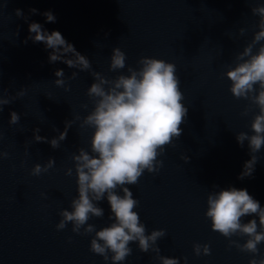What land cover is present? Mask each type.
Masks as SVG:
<instances>
[{
	"label": "water",
	"instance_id": "water-1",
	"mask_svg": "<svg viewBox=\"0 0 264 264\" xmlns=\"http://www.w3.org/2000/svg\"><path fill=\"white\" fill-rule=\"evenodd\" d=\"M258 5L264 6V0H0V89L7 90L6 98L15 97L0 112V151L8 154L0 159V264H111L90 251L94 233H73L71 223L63 230L55 227L60 210L71 211L77 196L71 156L79 148L90 151L92 129H81L74 117L91 111L86 91L94 80L89 71L49 63L51 49L43 43H24L32 22L49 33L60 32L89 59L91 71L109 79L127 75V67L137 68L141 57L176 65L188 108L183 132L158 157L163 166L157 173L145 171L136 185H126L139 201L134 210L146 234L165 230L157 241L161 256L177 258L179 264H248L252 254L229 247L204 212L207 195L219 190L213 185L246 189L264 207V146L256 153L253 174L241 180L249 148L247 141L241 147L235 139L240 132L252 134L250 123L258 110L253 105L242 116L249 102L232 96L231 82L223 75L258 31L259 17L251 13ZM33 8L36 14L29 12ZM45 11L53 13L54 23L46 22ZM114 47L126 55L125 69L115 72L109 71ZM57 69L64 71L67 91L53 83ZM74 71L77 76L70 79ZM21 90L24 94L17 97ZM12 111L20 115L15 125L8 122ZM66 120L74 122L59 148L33 141L34 128L51 139L64 130ZM49 158L55 160L52 168L31 175L34 164L43 166ZM68 168L71 176L65 175ZM99 206L104 216L88 221L96 230L111 223L107 200ZM249 219L258 222L255 216L242 218ZM232 239L243 243L246 237ZM194 243L208 244L211 254L195 256ZM129 246L132 254L122 264H159L155 253H141L135 242ZM258 249L256 259L264 255V242Z\"/></svg>",
	"mask_w": 264,
	"mask_h": 264
},
{
	"label": "clouds",
	"instance_id": "clouds-1",
	"mask_svg": "<svg viewBox=\"0 0 264 264\" xmlns=\"http://www.w3.org/2000/svg\"><path fill=\"white\" fill-rule=\"evenodd\" d=\"M119 3V0H116ZM15 15L27 21L20 9H15ZM37 9H29L36 14ZM251 13L259 17L252 40L235 56L232 65H227L223 75L231 82L229 91L236 99L249 102L241 113L247 116L251 106L258 110L250 123L251 135L240 132L235 139L241 147L248 142L250 159L242 168L238 179L250 177L259 160L256 153L264 146V6L251 8ZM46 22H55L51 11L42 13ZM30 35L23 41L27 43L41 42L47 49H51L48 61H60L69 68L89 71L94 82L87 88L86 95L93 107L83 118L79 115V127L92 129L89 145L90 151L77 149L71 156L77 184V196L70 202L71 211L62 209L61 219L55 225L63 230L71 223V231L78 235L93 234L90 240V251L103 258L111 260V264H122L132 254L130 243L135 242L141 253L153 252L159 264H179L177 258L161 256L157 241L165 237L164 229L152 230L146 234V227L141 222L139 214L134 210L139 201L133 198V193L126 185H136L140 177L147 171L157 173L163 166L158 159L166 146H174L173 141L183 132L181 125L185 123L188 108L182 103L183 93L180 90V79L176 75V65L162 59L141 57L138 67H127V75L118 74L115 78H106L102 73L91 71L89 59L80 54L75 47L67 42L58 31L48 32L36 22L29 23ZM240 34L245 30L241 28ZM34 34V35H31ZM255 52L253 51L254 47ZM126 55L119 47H114L110 55L109 71L125 69ZM57 77L53 83L57 87H64V71L57 69ZM77 72H72L70 79H74ZM7 90L0 89V112L3 106L12 102L15 97H5ZM21 90L16 96H22ZM87 108V104L81 105ZM9 124L15 125L20 115L12 111L9 113ZM73 120L64 122V130L57 136L47 139L38 135L40 129L34 128L33 141L46 142L53 149L59 148L66 139L68 129ZM55 130V129H54ZM7 153L0 151V159L7 157ZM181 159L188 162L187 156ZM55 164L49 158L42 166L34 164L31 175L39 176L47 172ZM73 169H65V175L71 176ZM218 188L207 195V208L204 216L210 220L211 229L228 240L229 247H235L240 252L252 254L248 264H264V255L256 259L259 252L258 245L264 242V207L255 200L246 189L228 186ZM119 190V191H118ZM107 200L110 208L109 223L96 230L95 225L88 223L93 217L104 216V209L99 202ZM255 216L243 222L242 218ZM81 228L83 231L81 232ZM259 229V230H258ZM245 238L243 243L232 237ZM192 251L195 256L210 255L208 244L194 243ZM111 254V255H109ZM185 261L187 258H183Z\"/></svg>",
	"mask_w": 264,
	"mask_h": 264
}]
</instances>
